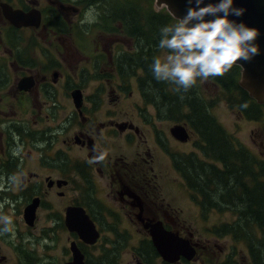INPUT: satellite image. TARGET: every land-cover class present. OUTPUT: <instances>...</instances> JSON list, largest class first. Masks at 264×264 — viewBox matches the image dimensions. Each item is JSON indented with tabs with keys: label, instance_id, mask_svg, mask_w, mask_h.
I'll return each mask as SVG.
<instances>
[{
	"label": "flooded vegetation",
	"instance_id": "flooded-vegetation-1",
	"mask_svg": "<svg viewBox=\"0 0 264 264\" xmlns=\"http://www.w3.org/2000/svg\"><path fill=\"white\" fill-rule=\"evenodd\" d=\"M129 1L0 0V214L13 222L0 233V264H215V243L187 219L188 194L200 219L216 213L215 128L198 127L190 107L146 104L143 71L128 77L141 22ZM92 7L98 22L82 23ZM133 85L155 117L139 104L123 112ZM165 122L167 132L157 127ZM226 136L241 158L264 162ZM172 143L193 150L178 158ZM160 231L180 242L168 259L154 243ZM233 255L220 264H238Z\"/></svg>",
	"mask_w": 264,
	"mask_h": 264
},
{
	"label": "trees",
	"instance_id": "trees-1",
	"mask_svg": "<svg viewBox=\"0 0 264 264\" xmlns=\"http://www.w3.org/2000/svg\"><path fill=\"white\" fill-rule=\"evenodd\" d=\"M139 19V30H135L139 32V59L133 63L130 75L125 71L124 76L129 75L130 78L142 70L140 91L147 105L154 104L160 107L159 111L172 113H179L184 106L190 107L196 113L198 127L207 131L215 128V211L234 215V220L215 226V236L231 238L243 245L250 264H264V162L248 156L241 158L244 156L242 151H233L235 148L230 144L224 127L210 114L212 102L204 98L201 102L199 90L202 80H197L196 86L188 92H177L175 85L154 79L150 66L153 57L160 52V29L176 21L164 12L151 13L146 17L139 13ZM239 79L240 68L234 65L224 76L208 81L215 82L219 90L217 99L226 101L243 118L258 122L264 120V106L249 97L239 86Z\"/></svg>",
	"mask_w": 264,
	"mask_h": 264
},
{
	"label": "clouds",
	"instance_id": "clouds-1",
	"mask_svg": "<svg viewBox=\"0 0 264 264\" xmlns=\"http://www.w3.org/2000/svg\"><path fill=\"white\" fill-rule=\"evenodd\" d=\"M188 3L195 6L189 7L175 24L160 29L158 48L163 55L154 56L150 66L155 80L175 85L177 92H188L197 80L222 77L238 61L247 63L261 54L256 44L258 29L229 19L245 12L234 7V0H219L207 6H202L205 0ZM163 6L167 7V0ZM98 16L94 7L89 8L82 23L94 24ZM102 159L100 155L89 162ZM12 223L11 216L0 214V233L11 231Z\"/></svg>",
	"mask_w": 264,
	"mask_h": 264
},
{
	"label": "rangeland",
	"instance_id": "rangeland-1",
	"mask_svg": "<svg viewBox=\"0 0 264 264\" xmlns=\"http://www.w3.org/2000/svg\"><path fill=\"white\" fill-rule=\"evenodd\" d=\"M154 1L155 0H130L128 3H130V5H135L136 8L139 7L141 15L146 17L149 14L154 13ZM127 84H129V82H127ZM205 85L206 83L204 84V87L201 86V89L203 91V95L206 97V100L208 102H212L215 96V101H217V103L211 109L212 116H214L224 127L227 134L236 140L238 146L242 145L247 147L253 154L257 155L264 161V148L260 146V134L264 126V120L258 122L239 116V113L235 109L230 108L226 101L217 99L219 90L215 89L214 91L212 86L206 87ZM127 89L128 90L125 91L122 103L123 112H132L135 106L139 104L141 109L147 108L149 113L154 116V108L152 106L145 105L141 93L139 92L136 85H133ZM130 91L134 93L133 96L129 97L128 95L130 94ZM172 125L173 123L165 122L157 125V127L167 132ZM171 149L173 152L177 153L176 156L178 158H181L183 151L190 152L193 150L192 147H184L183 149L182 147L176 146L173 143L171 145ZM156 160L157 163L160 161V163L164 165L167 164L169 159L164 157L163 154H159V156H156ZM172 176L178 178L177 176L179 175L172 170ZM177 186L179 185L173 186L170 191L172 193L179 194L182 190L181 188H176ZM188 198V225H191L194 228L197 227L199 232L205 236L204 240L211 239V242L215 243V264H220L226 261L227 256L232 253H234L233 256L238 261V264H244V261L246 262V257H248L245 247L239 243H235L231 238H217L213 232L216 225L234 220V215L230 212L225 214L212 212L210 215H207L206 218L200 219V216L197 215V205L190 199V194H188ZM210 199L215 200V197H210ZM203 226L204 228H209L212 231L205 232L203 230Z\"/></svg>",
	"mask_w": 264,
	"mask_h": 264
},
{
	"label": "water",
	"instance_id": "water-1",
	"mask_svg": "<svg viewBox=\"0 0 264 264\" xmlns=\"http://www.w3.org/2000/svg\"><path fill=\"white\" fill-rule=\"evenodd\" d=\"M218 2L219 0H205V4L202 6ZM164 4L165 0H155L156 10L165 8L169 15L176 21L186 14V10L189 7L195 6L194 4L189 5L188 0H167V7H164ZM234 7L245 9V12L242 16H231L229 19L237 23H244L248 27L258 29L259 36L257 37L256 44L259 46L261 53L250 62L238 61L235 64V66L240 68L239 86L245 90L249 97L255 100L258 105H264V0H234ZM207 19L211 20L213 17H208ZM172 132L179 140H185L187 138L186 130L182 126L174 127ZM156 232L153 233L155 246L161 256L164 259H168L172 256L170 253H172L175 248H180V242L177 243L173 238L168 237L169 233L167 232ZM183 254L188 260H192L194 257L193 248L188 247V251H184Z\"/></svg>",
	"mask_w": 264,
	"mask_h": 264
}]
</instances>
